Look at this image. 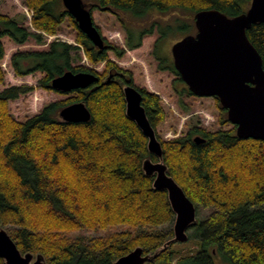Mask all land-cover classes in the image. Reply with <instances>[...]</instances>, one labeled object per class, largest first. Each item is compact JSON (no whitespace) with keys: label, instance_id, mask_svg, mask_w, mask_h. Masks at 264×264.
<instances>
[{"label":"trees","instance_id":"trees-1","mask_svg":"<svg viewBox=\"0 0 264 264\" xmlns=\"http://www.w3.org/2000/svg\"><path fill=\"white\" fill-rule=\"evenodd\" d=\"M82 1L91 14L96 10L115 17L125 33L124 48L105 39L102 49L95 47L61 0H24L33 31L0 15V85L5 82L3 37L18 45L30 39L40 44L44 35L57 36L66 22L76 30L74 45L53 41L47 51L18 52L9 63L15 76L41 72L40 89L72 94L71 98L49 103L19 121L9 104L34 88L14 85L0 91V227L22 254H40L47 264H113L136 248L152 254L172 239L175 215L167 193L153 189V177L142 170L145 159H157L125 114L123 86L126 77L132 83V74L119 68L109 55L120 59L126 50L138 48L145 36L157 33V69L184 84L172 58L168 62L162 55L164 40L174 30L184 32L183 37L192 35L194 15L199 11L217 10L235 17L246 12L251 2ZM139 22L143 25L137 28ZM246 35L260 54L264 70V23L252 25ZM82 57L91 66L103 64L102 73L71 65ZM67 71L92 73L98 80L86 89H52V80ZM110 71L115 75L107 81ZM139 91L155 130L165 119L161 99L145 89ZM176 93L179 98L193 96L185 88ZM213 99L221 128L207 131L194 125L177 138H157L167 175L196 208V222L187 234L197 244V252L180 255L172 250L173 243L146 264H264V142L238 138L226 109ZM78 102L85 104L90 120L62 121L59 112ZM178 106L187 111L181 99ZM196 137L203 142L196 143ZM112 228L116 230L98 234ZM0 264H5L1 258Z\"/></svg>","mask_w":264,"mask_h":264},{"label":"water","instance_id":"water-1","mask_svg":"<svg viewBox=\"0 0 264 264\" xmlns=\"http://www.w3.org/2000/svg\"><path fill=\"white\" fill-rule=\"evenodd\" d=\"M77 27L93 45L104 46L92 14L82 0H61ZM264 23V0H251L246 12L227 17L217 10L199 11L194 15L196 33L175 42L170 49L173 66L188 91L196 97L217 98L227 111L228 121L236 127L240 139L264 142V70L256 48L246 31L254 24ZM92 73L67 71L54 78L51 87L60 92L86 89L97 82ZM126 117L132 120L147 139V149L157 161L145 159L142 170L153 177L152 187L165 191L175 215L173 237L152 254L136 248L113 264H146L152 262L173 243H186L188 229L196 222V208L182 188L167 175L162 147L141 105L142 94L136 88L123 87ZM64 122L84 123L90 112L82 102L64 107L59 112ZM196 143L203 142L200 137ZM0 258L5 264H47L42 255L22 254L5 229L0 227Z\"/></svg>","mask_w":264,"mask_h":264},{"label":"rangeland","instance_id":"rangeland-1","mask_svg":"<svg viewBox=\"0 0 264 264\" xmlns=\"http://www.w3.org/2000/svg\"><path fill=\"white\" fill-rule=\"evenodd\" d=\"M0 15H5L18 21L20 25L33 31L30 27L31 13L24 5V0H0ZM156 16H159L156 15ZM94 25L99 28L103 39L108 43L124 48L125 33L119 22L114 16L99 11H92ZM136 23L140 28L143 24ZM196 31L192 34L194 35ZM184 32L174 30L164 40L162 50L164 57L168 59L171 56V46L183 38ZM185 37V36H184ZM76 30L68 23H64L57 36H45L42 43L38 44L33 39L28 40L23 45L15 44L10 38L3 37L1 44L4 50V58L1 62V68L5 72V82L0 85V91L6 87L28 85L34 89L18 99L10 102L9 108L12 116L24 121L27 118L37 114L49 103L63 101L72 97L70 95H60L56 92L45 91L38 87V81L44 77L41 72H35L25 77H17L10 68V58L15 53L22 52H42L48 50V45L53 41L65 42L71 45L75 44ZM158 34L145 36L141 45L132 50H126L122 58L117 59L112 54L109 59L119 68L129 71L132 74L133 84L139 89H145L148 93L155 94L161 99L165 112L164 121L155 129L157 138L161 140H171L182 136L190 126L198 125L207 131H216L222 126L218 122L220 111L213 98L196 97L184 95L181 98L177 96L176 91L187 89V86L178 81L177 76L157 69L158 61L154 50ZM72 66L84 65L93 67L98 73H102L104 65L91 66L84 57L71 62ZM182 101L187 111L179 108L178 101ZM225 129L229 126L224 127ZM115 228L103 230L98 234H107L115 231ZM173 251L180 255L195 254L197 244L195 241L188 240L186 243H175Z\"/></svg>","mask_w":264,"mask_h":264},{"label":"flooded vegetation","instance_id":"flooded-vegetation-1","mask_svg":"<svg viewBox=\"0 0 264 264\" xmlns=\"http://www.w3.org/2000/svg\"><path fill=\"white\" fill-rule=\"evenodd\" d=\"M113 75H115V72H109V74H108V78H107V81H109L111 78H113L114 76ZM126 85H129V86H132V87H134V88H136V90H140L139 88H137V87H135L134 86V84H133V81H132V83L131 84H129V79H128V77H126V83H125V85L124 86H126ZM123 86V87H124ZM140 92V91H139Z\"/></svg>","mask_w":264,"mask_h":264}]
</instances>
